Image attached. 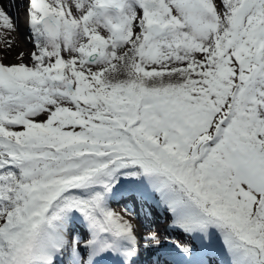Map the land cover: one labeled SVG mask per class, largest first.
I'll list each match as a JSON object with an SVG mask.
<instances>
[{
    "label": "snow or ice",
    "instance_id": "snow-or-ice-1",
    "mask_svg": "<svg viewBox=\"0 0 264 264\" xmlns=\"http://www.w3.org/2000/svg\"><path fill=\"white\" fill-rule=\"evenodd\" d=\"M27 17L33 65L0 64V264H137L118 196L172 213L191 245L171 264H264V0H27Z\"/></svg>",
    "mask_w": 264,
    "mask_h": 264
},
{
    "label": "bare ground",
    "instance_id": "bare-ground-1",
    "mask_svg": "<svg viewBox=\"0 0 264 264\" xmlns=\"http://www.w3.org/2000/svg\"><path fill=\"white\" fill-rule=\"evenodd\" d=\"M18 4L21 5V2L19 1ZM13 6L10 8L11 11L17 8L16 4ZM9 41L11 42V46L8 44ZM0 42L2 43L0 53L10 58L11 62H14L16 58L23 55L29 49V46H25L22 38L16 36L15 32H0ZM28 64L32 66L33 62L29 61Z\"/></svg>",
    "mask_w": 264,
    "mask_h": 264
},
{
    "label": "rangeland",
    "instance_id": "rangeland-1",
    "mask_svg": "<svg viewBox=\"0 0 264 264\" xmlns=\"http://www.w3.org/2000/svg\"><path fill=\"white\" fill-rule=\"evenodd\" d=\"M0 56H3V58L5 59V61L6 62H8V63H15V62H17L18 60H19V58L20 57H18V58H16V60L14 61V62H11V60H10V58H8L7 56H5L4 54L2 55L1 53H0ZM26 60V59H25ZM141 210L143 211V212H145L146 213V209L145 208H141ZM144 213V214H145ZM143 214V215H144ZM134 216H135V214H134ZM139 222V221H138ZM165 225H167V222H165L164 223V225H161V224H159V225H157V223H152L151 225H150V227H149V230H151V231H154V233H156L157 232V234H158V236H164L163 234H162V230H163V226H165ZM182 240L180 237H178V238H176L175 240Z\"/></svg>",
    "mask_w": 264,
    "mask_h": 264
}]
</instances>
